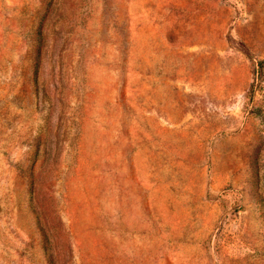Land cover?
<instances>
[{
    "label": "rangeland",
    "instance_id": "374dc122",
    "mask_svg": "<svg viewBox=\"0 0 264 264\" xmlns=\"http://www.w3.org/2000/svg\"><path fill=\"white\" fill-rule=\"evenodd\" d=\"M0 264H264V0H0Z\"/></svg>",
    "mask_w": 264,
    "mask_h": 264
},
{
    "label": "trees",
    "instance_id": "16d2710c",
    "mask_svg": "<svg viewBox=\"0 0 264 264\" xmlns=\"http://www.w3.org/2000/svg\"><path fill=\"white\" fill-rule=\"evenodd\" d=\"M257 66L259 67L260 64L258 63ZM259 69H260V68H259ZM255 73H259V70H255ZM253 88H254V85L251 86V89H253Z\"/></svg>",
    "mask_w": 264,
    "mask_h": 264
}]
</instances>
